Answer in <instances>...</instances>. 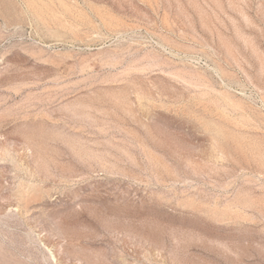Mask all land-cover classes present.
<instances>
[{"label": "rangeland", "instance_id": "rangeland-1", "mask_svg": "<svg viewBox=\"0 0 264 264\" xmlns=\"http://www.w3.org/2000/svg\"><path fill=\"white\" fill-rule=\"evenodd\" d=\"M0 264H264V0H0Z\"/></svg>", "mask_w": 264, "mask_h": 264}, {"label": "bare ground", "instance_id": "bare-ground-1", "mask_svg": "<svg viewBox=\"0 0 264 264\" xmlns=\"http://www.w3.org/2000/svg\"><path fill=\"white\" fill-rule=\"evenodd\" d=\"M245 13V12H244ZM245 17H246V14L244 15ZM248 17V16H247ZM249 19V18H248ZM247 19V20H248ZM238 32H240V31H238ZM242 34V33H241ZM239 35V34H238ZM242 36H243V34H242ZM240 37V36H239ZM245 37V36H244ZM251 40V39H250ZM252 41V40H251ZM249 43V42H248ZM253 43V42H252ZM254 47H255V45H253ZM256 50H257V48H256Z\"/></svg>", "mask_w": 264, "mask_h": 264}]
</instances>
